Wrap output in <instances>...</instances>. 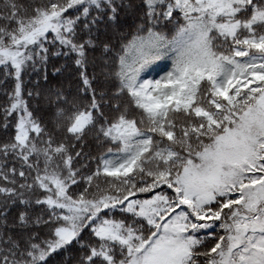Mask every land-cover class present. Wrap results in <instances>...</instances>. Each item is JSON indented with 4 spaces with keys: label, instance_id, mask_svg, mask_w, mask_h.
I'll return each mask as SVG.
<instances>
[{
    "label": "snow or ice",
    "instance_id": "obj_1",
    "mask_svg": "<svg viewBox=\"0 0 264 264\" xmlns=\"http://www.w3.org/2000/svg\"><path fill=\"white\" fill-rule=\"evenodd\" d=\"M0 131V264H264V0H0Z\"/></svg>",
    "mask_w": 264,
    "mask_h": 264
},
{
    "label": "trees",
    "instance_id": "obj_2",
    "mask_svg": "<svg viewBox=\"0 0 264 264\" xmlns=\"http://www.w3.org/2000/svg\"><path fill=\"white\" fill-rule=\"evenodd\" d=\"M127 24L125 26V30H127V25H131L133 23V18L131 16H128L126 18ZM64 63L63 58L61 59H55L52 63L48 66V74L51 77L54 68L53 64H55V67H60L61 64ZM170 67V64L168 62H160L157 66H154L153 71L151 72V76H159L163 75L165 71L168 70ZM30 79L33 83H35L37 80H40L41 84L46 89L47 87H63L66 91H71L74 86V78L71 75L70 70L68 72H65L63 76L57 75L53 78L51 85H47L39 76H37L35 73L31 74L30 77H26V80ZM3 133L0 131V136H2Z\"/></svg>",
    "mask_w": 264,
    "mask_h": 264
}]
</instances>
